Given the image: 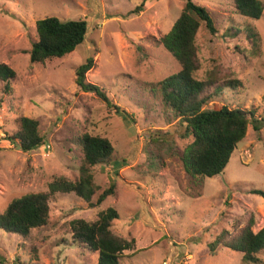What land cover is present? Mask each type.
Wrapping results in <instances>:
<instances>
[{"label":"rangeland","instance_id":"obj_1","mask_svg":"<svg viewBox=\"0 0 264 264\" xmlns=\"http://www.w3.org/2000/svg\"><path fill=\"white\" fill-rule=\"evenodd\" d=\"M192 1L206 7L218 31L211 36L202 25L198 29L201 65L192 76L214 72L219 82L237 81L208 107L251 111L259 129L249 123L221 173L190 180L179 156L191 140L179 137L183 130L163 107L158 84L180 69L160 38L185 0H0V63L16 73L9 91L0 81V213L14 198L48 192L57 177L78 178L83 156L74 138L98 135L114 147L110 164L91 168L96 189L89 202L54 192L45 226L26 237L0 229V264H96L97 252L72 242L69 222L94 221L107 207L118 212L112 231L134 239L119 264H264V250L253 262L211 246L221 230L236 233L250 217L253 231L264 225V197L249 192L264 191V0L259 19L240 16L232 0ZM44 17L85 20V38L68 54L30 63L35 22ZM232 26L252 28L257 46L240 32V42L227 32L224 37ZM89 56L94 65L86 81L102 88L112 107L75 83L76 68ZM20 116L37 119L42 137L26 152L5 139ZM151 135L163 144H152ZM112 183L114 193L95 204Z\"/></svg>","mask_w":264,"mask_h":264},{"label":"trees","instance_id":"obj_2","mask_svg":"<svg viewBox=\"0 0 264 264\" xmlns=\"http://www.w3.org/2000/svg\"><path fill=\"white\" fill-rule=\"evenodd\" d=\"M146 0H142L145 2ZM235 11L242 17L259 19L262 15L261 0H232ZM142 3L133 12L140 10ZM211 36L218 32L211 14L206 7L185 0L184 5L174 20L171 28L160 38L163 47L175 58L180 69L158 82L161 89V103L176 118L182 132L179 137H190L180 153L182 167L190 180L199 176L212 177L221 173L229 158L246 135L251 123L256 130L258 120L253 113L239 107L229 108L226 104L208 107V104L227 87H234L237 81L219 82L215 73L210 72L207 78L197 79L192 73L200 68L198 46L195 37L200 26ZM87 23L83 19H58L44 17L36 20L37 40L31 43L28 50L30 63H44L47 59L61 57L72 52L85 38ZM226 32L238 39L239 32L244 38L254 40L257 46L258 36L249 26L243 30L230 27ZM232 32V33H231ZM238 33V34H237ZM242 38V37H240ZM235 48H239L238 44ZM94 60L87 57L75 70V83L84 92H94L99 98L112 107L102 88L86 81L85 74L93 67ZM15 71L5 63H0V81L2 90H10V81L15 78ZM150 136L149 141L160 146L164 139ZM5 139L21 151H29L38 146L42 137L39 133V121L35 118L20 116L17 129L5 133ZM82 151V163L79 175L75 180L60 176L48 185V192H36L22 195L10 201L0 213V229L26 237L32 229L43 227L49 219V194L54 192H73L89 202L95 194L91 168L97 165L110 164L114 154L112 143L105 137L83 134L74 138ZM201 183V181H200ZM115 184H110L97 197L95 204H100L107 196L114 193ZM250 193L264 197V191L249 189ZM91 204V205H95ZM118 218L113 207L98 211L94 221L81 218L69 222L72 242L82 245L89 251L97 252L96 264H119L125 250L134 246L133 238L115 234L112 223ZM253 219L250 217L236 233L223 229L216 236L212 247L220 244L233 251L242 253L248 261H257L256 254L264 250V225L257 231L252 230ZM238 224L235 223L234 227Z\"/></svg>","mask_w":264,"mask_h":264}]
</instances>
